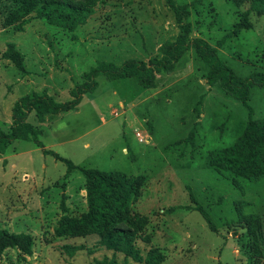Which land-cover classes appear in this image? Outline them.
<instances>
[{
	"label": "rangeland",
	"instance_id": "rangeland-1",
	"mask_svg": "<svg viewBox=\"0 0 264 264\" xmlns=\"http://www.w3.org/2000/svg\"><path fill=\"white\" fill-rule=\"evenodd\" d=\"M73 1L87 6L82 8L90 14L71 31L15 0H0V129L11 131L20 98L47 91L58 103L69 102L71 91L86 82L84 75L99 62L148 63L180 34L167 0H98L92 11L91 0ZM175 2L187 9L184 24L191 28V40L200 38L217 48L243 78L264 72V13L251 11L250 2ZM65 15L77 14L65 9ZM246 15L251 27L239 30ZM96 81L98 88L83 94L77 110L49 114L44 123L35 111L29 116L43 131L39 140L45 149L76 168L68 173L65 162L45 154L34 140H16L0 154V227L32 231L38 254L12 249L0 264H105L104 258L114 254L116 264H139L105 246L95 247L98 236L81 243L87 250L76 261L61 250L81 245L79 238L55 235L62 202L72 217L88 210L81 169L122 171L142 183L133 209L147 223L140 236L148 242H138L144 257L159 250L162 264H254V238L241 225L235 204L244 201L245 214L261 217L257 239L264 251V179L247 183L209 164L242 135L250 111L255 119L264 118V87H254L249 105L239 102L209 85L208 68L193 49L172 74H158L153 89L141 88L135 78L99 76ZM195 204L203 206L216 232Z\"/></svg>",
	"mask_w": 264,
	"mask_h": 264
},
{
	"label": "trees",
	"instance_id": "trees-1",
	"mask_svg": "<svg viewBox=\"0 0 264 264\" xmlns=\"http://www.w3.org/2000/svg\"><path fill=\"white\" fill-rule=\"evenodd\" d=\"M27 9L38 12L41 17L58 20L61 26L71 31L89 15L82 6L73 0H15ZM87 3V0H85ZM98 0H91L88 7L92 8ZM237 6L247 2L251 4V11L262 15L264 13V0H231ZM169 6L175 11L178 22L181 24L180 34L175 41H168L160 47V58L151 59L148 63L138 59H130L120 66L114 63L99 62L84 75L85 83L78 84L71 91L72 100L58 103L47 91L42 94L24 96L18 100L13 109V123L10 132L0 129V154H5L9 146L16 140H34L43 148L47 155H54L68 165V173L76 168L71 161L64 160L59 155L45 149L39 140L43 131L29 122L30 114L35 111L39 122L44 123L47 115H57L63 112L77 110L83 94L95 91L98 88L96 79L106 77L109 81H120L135 78L143 89L156 87L157 75L160 73L172 74L186 53L193 49L196 56L208 68L209 85H217L225 94L249 105L254 87H264V72L253 71L248 77L239 76L227 63L224 56L207 41L196 38L191 40V28L185 23L187 9L177 7L175 0H167ZM65 9L75 15H65ZM86 11V13H85ZM67 23L68 25H66ZM248 15L237 27L239 30L250 28ZM11 56H8L9 58ZM250 111L249 121L242 135L229 148L219 150L210 161L209 166L218 171H228L238 179L247 183H257L264 179V118L255 119ZM86 179L88 210L79 217L69 216L66 202H62L63 217L55 228L58 238H81L88 243L92 236H98L95 247L105 246L114 253L125 254L139 264H162L164 256L159 250H151L146 257L138 247L139 240L147 243L140 235L147 227L146 220L135 214L134 206L141 197L142 183L135 178H129L122 171H101L98 169H81ZM231 179V178H230ZM232 183L238 186L237 180ZM240 187V186H238ZM192 199L194 200L193 196ZM245 202H237L235 209L239 212L240 223L254 238L253 257L254 264H261L264 251L257 239L261 229V217L257 214L247 215L243 212ZM196 211L200 212L208 221L211 229L216 232L212 219L205 212L202 205L195 204ZM175 210V209H173ZM85 244L64 245L61 250L65 255L74 258L80 251L87 250ZM35 238L29 233H14L0 227V259L9 249L18 250L25 256L34 255ZM116 254L113 259L104 258V263L116 264ZM127 259V258H126ZM128 260V259H127ZM96 264L103 262L95 261Z\"/></svg>",
	"mask_w": 264,
	"mask_h": 264
},
{
	"label": "crops",
	"instance_id": "crops-1",
	"mask_svg": "<svg viewBox=\"0 0 264 264\" xmlns=\"http://www.w3.org/2000/svg\"><path fill=\"white\" fill-rule=\"evenodd\" d=\"M31 123V122H30ZM32 124V123H31ZM35 126V125H34ZM85 193V192H84ZM67 196H69L70 197V195H69V190L67 191ZM70 201V200H69ZM85 203L87 204V200H86V198H85ZM87 207V206H86ZM8 223L10 224V225H12V220H8ZM3 228V227H2ZM8 230V229H7ZM11 230V229H10ZM30 230H28V232H25V233H32V231L31 232H29ZM15 233V232H14ZM83 241H85L84 239H81V238H79V239H77V243H79V244H81ZM11 249H9V250H7L5 253H7L8 251H10ZM36 250V247L34 248V251ZM35 255H37L38 256V254L37 253H35L33 256H35ZM80 256H78V255H76L74 258H71L72 259V261H76V258L78 259ZM38 258V257H37ZM33 258H31V261H33L32 260ZM46 260V259H45ZM56 263V262H55ZM54 263V264H55Z\"/></svg>",
	"mask_w": 264,
	"mask_h": 264
},
{
	"label": "built area",
	"instance_id": "built-area-1",
	"mask_svg": "<svg viewBox=\"0 0 264 264\" xmlns=\"http://www.w3.org/2000/svg\"><path fill=\"white\" fill-rule=\"evenodd\" d=\"M113 115L117 117L119 115L118 111H113ZM137 136L142 137L141 133H138Z\"/></svg>",
	"mask_w": 264,
	"mask_h": 264
}]
</instances>
